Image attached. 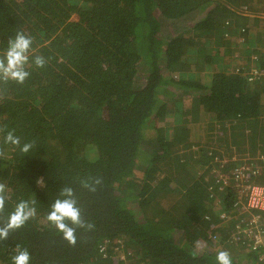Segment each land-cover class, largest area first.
I'll return each mask as SVG.
<instances>
[{
	"label": "trees",
	"instance_id": "trees-1",
	"mask_svg": "<svg viewBox=\"0 0 264 264\" xmlns=\"http://www.w3.org/2000/svg\"><path fill=\"white\" fill-rule=\"evenodd\" d=\"M236 2L0 0V51L23 31L48 60L23 85L0 84V123L35 141L29 154L0 160L6 207L35 199L37 209L0 242V264L17 244L30 264H216L220 250L233 264L258 262L233 238L251 215H236L238 186L223 177L259 165L250 181L264 178V76L249 78L264 69V0H241L249 13ZM184 172L197 179L183 183ZM89 177L102 178L94 193L80 185ZM64 186L95 224L75 246L45 220ZM223 212L237 217L215 231Z\"/></svg>",
	"mask_w": 264,
	"mask_h": 264
},
{
	"label": "clouds",
	"instance_id": "clouds-1",
	"mask_svg": "<svg viewBox=\"0 0 264 264\" xmlns=\"http://www.w3.org/2000/svg\"><path fill=\"white\" fill-rule=\"evenodd\" d=\"M33 43L34 38L23 31H17L8 40L6 49L0 51V84L13 82L23 85L31 75L30 67L42 69L46 66L48 60L43 55H33ZM34 147L35 141L24 139L17 135L15 128L0 123V160H7L10 152L25 156ZM101 183L102 178L99 177L80 181L81 187L93 193ZM9 199L7 185L0 182V242L6 241L11 233L37 216L35 199H19L10 209L6 207ZM45 220L71 246L77 244L78 231L88 233L95 229V224L83 216L75 190L71 186L60 189L57 198L49 205ZM30 260L29 250L17 244L9 264H30ZM215 260L216 264H233L232 257L226 250L218 251Z\"/></svg>",
	"mask_w": 264,
	"mask_h": 264
},
{
	"label": "built area",
	"instance_id": "built-area-1",
	"mask_svg": "<svg viewBox=\"0 0 264 264\" xmlns=\"http://www.w3.org/2000/svg\"><path fill=\"white\" fill-rule=\"evenodd\" d=\"M254 58H257L256 54H253ZM264 60V56L262 57ZM243 70H246L247 67H239ZM264 76V69L262 68H252L250 70V79L258 76ZM264 158V157H263ZM232 172H235L234 175L224 174V182H228L231 178L235 181L238 186L239 197L233 205L240 212L243 209L245 212L251 215V218L248 219L247 223L237 224V231L234 232L233 238L235 241L239 242L241 247L250 248L252 250H257L259 252L258 262L255 264H263L264 262V178L263 182H252L250 181L251 177H260L263 173L259 165L253 166L251 170L246 172L245 167L236 168ZM252 176L249 178V175ZM227 218L226 213L220 215V220L213 227L218 230V225L221 223V220ZM212 241L216 242L218 236L216 234L210 233ZM104 250V249H102ZM105 251V250H104ZM103 251V252H104ZM105 253V252H104ZM248 264H254V262H249Z\"/></svg>",
	"mask_w": 264,
	"mask_h": 264
},
{
	"label": "rangeland",
	"instance_id": "rangeland-1",
	"mask_svg": "<svg viewBox=\"0 0 264 264\" xmlns=\"http://www.w3.org/2000/svg\"><path fill=\"white\" fill-rule=\"evenodd\" d=\"M236 3H238V4H240L239 5V8H241V7H243V10L242 11H246V9H245V5H243V4H241V0H237V2ZM245 13H249L248 11H246ZM253 24H258V23H254L253 22ZM187 25L189 26V24L187 23ZM184 26V23H179V24H177V25H173L172 26V30H171V32L172 33H176V31H180L182 28L181 27H183ZM202 37H204L203 35H201ZM263 38V37H262ZM192 42H193V39H192V36H184V39H183V44L184 45H186V46H189V47H191L193 44H192ZM207 45V44H206ZM258 46H260V44H258ZM207 48H208V50L210 49V46L209 45H207ZM218 47H216V49H217ZM260 49H264V48H261V47H259ZM211 49H214V48H211ZM215 49V50H216ZM197 54L199 55V54H202V53H204L205 55H207L208 53H209V51H206V48H205V46L204 47H197ZM232 51V45H226V47H224V50H223V54H226L227 53V55L228 54H230V52ZM214 52V51H213ZM216 52V51H215ZM245 62L243 61L242 62V64H244ZM211 67H212V65H211ZM217 68V66H216V64L214 63L213 64V70L214 69H216ZM165 98H166V96H165ZM167 99H169L168 97L165 99V101L167 100ZM168 119L169 120H172L173 119V117H172V115H169L168 116ZM203 120V119H202ZM160 123H163L162 122V120H155V125H159ZM152 131V132H151ZM151 131L149 130V129H147V131H145L146 133H147V137L150 139L151 137H153V135H152V133L154 132V128H152L151 129ZM154 134V133H153ZM181 180L183 181V183H185V184H188V183H190V182H193L195 179H197V178H192V177H190V175H188V173L187 172H184L183 174H181ZM239 189V188H238ZM234 193H236L237 194V197H238V195H239V192L237 193V192H234ZM131 199H134L133 197H131ZM231 212H235V209L232 211L231 210ZM236 215H239L240 216V212L238 211L237 213H236ZM236 217L237 216H231L230 214H227V218L224 220V224L225 225H227L228 226V222L229 221H231V220H235L236 219ZM238 229H236V231H237ZM236 231H234V229H233V231L232 232H236ZM213 240V239H212ZM215 241V240H214ZM219 242V239H217V241H216V243H218ZM105 252V251H104ZM103 252V253H104ZM103 258H104V262L106 263V260L107 259H109V256H108V253H104L103 254ZM110 261V260H109Z\"/></svg>",
	"mask_w": 264,
	"mask_h": 264
},
{
	"label": "crops",
	"instance_id": "crops-1",
	"mask_svg": "<svg viewBox=\"0 0 264 264\" xmlns=\"http://www.w3.org/2000/svg\"><path fill=\"white\" fill-rule=\"evenodd\" d=\"M229 5H231V4H229ZM232 7H234L233 5H231ZM234 8H236V7H234ZM238 11H241V12H243V13H245L244 11H242L243 10V7H241V8H236ZM248 49L250 48V47H247ZM248 49H246L245 50V52H244V57L246 58V56H247V53H248ZM232 50H233V48H232ZM239 65H242V66H245V67H248V60H247V62L246 63H244V64H242L241 62L240 63H238ZM234 65H236V64H234ZM247 253V252H246Z\"/></svg>",
	"mask_w": 264,
	"mask_h": 264
}]
</instances>
